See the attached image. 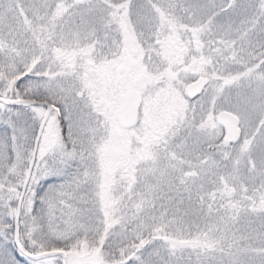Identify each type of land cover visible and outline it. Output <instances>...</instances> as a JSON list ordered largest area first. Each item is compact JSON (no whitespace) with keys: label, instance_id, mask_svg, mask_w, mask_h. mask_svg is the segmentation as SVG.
<instances>
[{"label":"snow or ice","instance_id":"snow-or-ice-1","mask_svg":"<svg viewBox=\"0 0 264 264\" xmlns=\"http://www.w3.org/2000/svg\"><path fill=\"white\" fill-rule=\"evenodd\" d=\"M0 264H264V0H0Z\"/></svg>","mask_w":264,"mask_h":264}]
</instances>
